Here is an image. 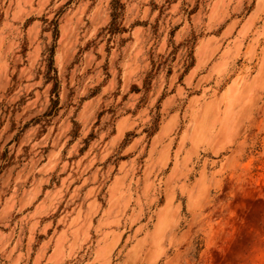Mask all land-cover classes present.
<instances>
[{"label":"rangeland","instance_id":"obj_1","mask_svg":"<svg viewBox=\"0 0 264 264\" xmlns=\"http://www.w3.org/2000/svg\"><path fill=\"white\" fill-rule=\"evenodd\" d=\"M234 2L0 13L36 40L0 88V264H264V16Z\"/></svg>","mask_w":264,"mask_h":264},{"label":"clouds","instance_id":"obj_2","mask_svg":"<svg viewBox=\"0 0 264 264\" xmlns=\"http://www.w3.org/2000/svg\"><path fill=\"white\" fill-rule=\"evenodd\" d=\"M188 5H195L197 0H187ZM44 3L38 4L36 9H32L31 5H27L29 11L26 15H35L40 16L42 14L41 9L45 7ZM20 5L16 3V0H0V13L7 12L11 14L14 10L19 8ZM233 11L240 16H244L249 12H253L255 9L256 13L264 16V0H235L232 5ZM23 19L21 18L20 25L16 29H10L3 33H0V88H3L8 83V77L14 74V71L6 70L8 66L12 70L20 68V66L31 67L34 63L32 57L22 58L18 55L19 45L24 42L22 37H28L32 46L36 45V40L34 36L29 37L26 31H21L23 25ZM47 38V43L51 44V39L48 33H45ZM59 52V49H57ZM120 65L117 64L116 67ZM22 74V71H21ZM0 228L7 231L8 222L5 221L3 225H0ZM11 243H16V240L13 239ZM187 259L189 264H197L195 259V254L190 249H188ZM12 264H15L13 259Z\"/></svg>","mask_w":264,"mask_h":264}]
</instances>
